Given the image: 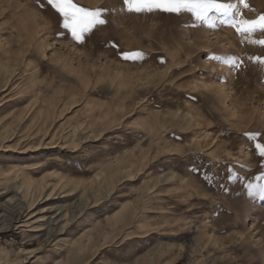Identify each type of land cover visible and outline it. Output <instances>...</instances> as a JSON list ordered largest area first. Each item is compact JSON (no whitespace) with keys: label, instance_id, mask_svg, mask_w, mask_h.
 Listing matches in <instances>:
<instances>
[{"label":"rangeland","instance_id":"1","mask_svg":"<svg viewBox=\"0 0 264 264\" xmlns=\"http://www.w3.org/2000/svg\"><path fill=\"white\" fill-rule=\"evenodd\" d=\"M73 3L105 9L83 43L0 0V264H264V33Z\"/></svg>","mask_w":264,"mask_h":264},{"label":"snow or ice","instance_id":"2","mask_svg":"<svg viewBox=\"0 0 264 264\" xmlns=\"http://www.w3.org/2000/svg\"><path fill=\"white\" fill-rule=\"evenodd\" d=\"M47 4L62 18L63 28L70 31L74 40L80 43H83L86 33H91L94 28L104 26L107 23L106 18H101V13L105 9L90 10L78 7L73 3V0H47ZM238 4L242 5L244 9L250 7L247 0H238ZM121 10L136 14L153 12L179 14L182 11H187L193 13L196 19L201 21H208L210 19L209 13L215 11L227 17L223 22L230 24L242 36L252 35L256 32L264 33V14L260 15L258 19L248 20L243 18L237 4L220 3L218 0H123ZM237 16H240V19H236ZM249 42L264 46V38L253 39ZM144 58L145 54L142 52L123 54L125 60H143ZM255 59L260 60L259 57ZM225 63L232 67H239L235 57L225 61ZM260 63L264 65V60H260ZM256 149L260 157L264 158V145L257 144ZM255 179L264 181V173L256 176ZM246 188L249 196L258 195L264 198V183L253 184L249 182L246 184Z\"/></svg>","mask_w":264,"mask_h":264}]
</instances>
